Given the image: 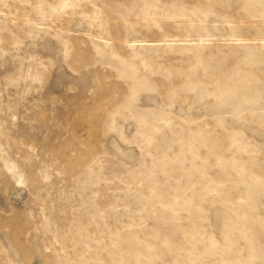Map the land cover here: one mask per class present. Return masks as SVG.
Masks as SVG:
<instances>
[{
  "label": "rangeland",
  "instance_id": "obj_1",
  "mask_svg": "<svg viewBox=\"0 0 264 264\" xmlns=\"http://www.w3.org/2000/svg\"><path fill=\"white\" fill-rule=\"evenodd\" d=\"M0 264H264V0H0Z\"/></svg>",
  "mask_w": 264,
  "mask_h": 264
}]
</instances>
